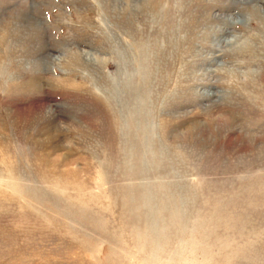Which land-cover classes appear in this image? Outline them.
Listing matches in <instances>:
<instances>
[{"label":"rangeland","instance_id":"374dc122","mask_svg":"<svg viewBox=\"0 0 264 264\" xmlns=\"http://www.w3.org/2000/svg\"><path fill=\"white\" fill-rule=\"evenodd\" d=\"M0 264H264V0H0Z\"/></svg>","mask_w":264,"mask_h":264},{"label":"bare ground","instance_id":"6f19581e","mask_svg":"<svg viewBox=\"0 0 264 264\" xmlns=\"http://www.w3.org/2000/svg\"><path fill=\"white\" fill-rule=\"evenodd\" d=\"M26 86H27V85H26ZM28 87L30 88V90H33L32 88L34 87V84H30ZM34 88H35V87H34Z\"/></svg>","mask_w":264,"mask_h":264}]
</instances>
